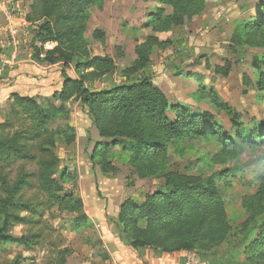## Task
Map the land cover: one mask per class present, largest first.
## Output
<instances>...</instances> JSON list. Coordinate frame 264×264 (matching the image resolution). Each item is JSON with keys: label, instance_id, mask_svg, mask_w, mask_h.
<instances>
[{"label": "rangeland", "instance_id": "rangeland-1", "mask_svg": "<svg viewBox=\"0 0 264 264\" xmlns=\"http://www.w3.org/2000/svg\"><path fill=\"white\" fill-rule=\"evenodd\" d=\"M261 1L204 0L200 15L185 18L182 25L161 33L141 27L157 7L154 0H100L102 8L89 12L85 35L88 57H109L115 63L111 73L94 74L85 80L90 91L107 90L131 81L134 75L123 76L120 72L135 60V47L154 35L167 45L155 49L148 67L136 76L147 77L164 93L170 106H182L192 115L210 114L213 122L232 139L222 143L216 135H210L173 140L167 151L155 160L157 168L164 173L201 179L212 175L220 177L217 185L230 230L223 241L213 237L201 244V249L195 251L199 264H242L247 258L253 263L264 264L263 256L253 257L245 252L248 238L251 241L257 233L253 227L256 228L257 220L264 217V143H246L237 138L236 132L239 122L248 131L264 128V92L254 87L264 68V46L242 49L230 46L235 26L247 21ZM94 30L101 32L99 39L92 38ZM33 31L31 26L20 32L17 62L18 58L31 54ZM256 41L264 45V30ZM12 51L13 48L9 49L7 55ZM74 56H78V50ZM226 63L230 65L227 74L215 73V67L221 68ZM74 65V62L68 67L58 65L48 85L51 90L34 96L38 104L53 103L62 107L50 126L56 133L51 141L54 147L49 148L56 157L54 179L63 190L60 195L72 199L69 205H61L48 198L40 188L38 159L42 155L48 157L39 151L42 148L40 139L28 147L32 159L18 161L11 167L0 162V176L12 183L16 174L23 171L30 182L22 194L27 207L19 208L24 221L10 229L15 237L28 239L29 245H0V264H106L109 258L102 257L104 249L99 237L103 231H118L110 222L103 223V217L99 223V217L93 215L94 209L103 211L107 201L104 180L132 191L141 186L146 195L164 185L161 175L138 177L139 162L132 161L126 140H117L115 145L104 141L108 142V148L96 153L93 145H84L82 134L88 126L92 127L86 108L75 99L58 102L52 98L58 92L54 90L62 88L61 76L57 73L64 71L69 78H76ZM9 112L8 103L0 108V123L8 124L3 136L21 131L29 124L20 114L10 117ZM168 115L173 120L170 112ZM234 115L238 117L235 123L232 121ZM43 145L48 147L49 144ZM121 200L122 197L118 202ZM73 205L77 207L75 212L69 211ZM152 252L155 253L150 260L152 264L184 262V251Z\"/></svg>", "mask_w": 264, "mask_h": 264}, {"label": "trees", "instance_id": "trees-1", "mask_svg": "<svg viewBox=\"0 0 264 264\" xmlns=\"http://www.w3.org/2000/svg\"><path fill=\"white\" fill-rule=\"evenodd\" d=\"M154 1L157 4L156 9L141 26L142 29H149L154 33L168 32L182 25L185 18L191 19L200 15L204 8V0ZM93 8L101 9L102 2L32 0L27 6L26 16L34 30L30 42V57L40 66L68 67L74 62V70L78 76L69 78L62 71V88L52 98L58 102L75 99L86 108L92 127L102 139L94 145L95 153L108 148V142L104 141L115 145L117 140H126V149L131 152L132 161L139 162L138 177H163V187L152 194L148 193L143 203L138 204L131 199L121 203L115 218L120 242L136 251L152 250L164 254L178 251L197 252L201 249V244L213 237L223 241L230 227L217 185L220 177L212 175L201 179L164 173L157 168L155 160L167 151L173 140H192L196 136L210 135H216L222 143L232 139L213 122L210 114L192 115L182 106H170L164 93L154 87L147 77L136 76L148 67L153 51L167 45L154 35L146 37L135 47V60L130 67L120 72L123 76L134 75L131 81L107 90L90 91L85 80L91 75H104L115 70L112 58L88 57L85 50L87 22ZM263 30L264 0L258 3L255 13L247 21L235 26L230 38L231 48L264 46L256 41ZM99 35V30L92 32L94 40L99 39ZM47 43L55 46L45 50L43 46ZM76 50L78 56L75 58ZM84 57L88 59L82 61ZM229 68L230 65L226 63L221 68L215 67L214 71L225 75ZM254 87L257 91L264 92V68L259 72ZM8 106L10 117L20 114L29 124L21 131L3 136V130L8 124L0 123V162L11 167L18 161L32 159L28 147L34 140L40 139L42 148L39 151L48 157L42 155L38 159L41 169L38 184L53 202L69 205L72 198L60 195L63 190L54 179L56 157L49 148L54 147L51 141L56 133L50 126L61 113L62 107L59 108L53 103L41 105L34 97L21 96L18 93L10 94ZM168 112L172 114L173 120L169 118ZM237 119V115L232 117L234 123ZM236 125L237 138L249 144L264 143V128L248 131L240 122ZM45 143L49 144L48 147L43 145ZM100 168L102 170L103 165ZM29 185V177L23 171L16 174L12 183L0 176V245H29L28 239L15 237L10 232L13 226L24 221L19 208L27 207L23 204L22 194ZM74 205L69 211L75 212L77 207ZM254 229L257 233L251 241L248 238L245 252L253 257L264 258V217L257 220ZM242 264L257 263L247 258L246 263L244 261Z\"/></svg>", "mask_w": 264, "mask_h": 264}, {"label": "crops", "instance_id": "crops-1", "mask_svg": "<svg viewBox=\"0 0 264 264\" xmlns=\"http://www.w3.org/2000/svg\"><path fill=\"white\" fill-rule=\"evenodd\" d=\"M31 2L32 0H27L26 5L29 6ZM15 23L16 21L8 20L4 15L0 14V26H7ZM54 46L55 45H52L51 49ZM57 67L58 65L40 66L32 61L30 55L20 57V59L18 58V62L16 61L15 65L12 66L0 79V108L8 103L9 96L12 93H18L21 96L34 97L35 95H42L40 94L41 92L51 90L48 85H51L52 77L53 75L55 76L53 72H55ZM61 73L62 71H59L57 74L58 77L61 76L60 80H63ZM54 91L59 90L56 89ZM79 130V132H81V129ZM84 133L85 134H82V137L85 139L84 145L88 144L94 146L96 143L102 141L99 138L96 129L93 127L88 126L87 130H84ZM108 182L109 181L104 180L102 183V185H104L103 189L107 195L104 210L98 211L97 209H94L93 215H95V218L99 217V223H102L104 219L103 223L110 222V224L115 226V218L117 217L121 203L125 199L130 198L136 203L141 204L144 202L147 192L144 190L142 191L141 186L132 191L130 188L127 189L119 186V184L114 185ZM121 197L122 200L118 202V199ZM117 202L118 205H116ZM112 209H114V211ZM99 239L102 241V247L104 249L102 257L109 258L108 261L113 260L117 264H152L150 260L155 253L151 250L136 251L130 247L122 245L118 233L103 231L102 236H100Z\"/></svg>", "mask_w": 264, "mask_h": 264}, {"label": "built area", "instance_id": "built-area-1", "mask_svg": "<svg viewBox=\"0 0 264 264\" xmlns=\"http://www.w3.org/2000/svg\"><path fill=\"white\" fill-rule=\"evenodd\" d=\"M0 14L8 20L16 21L15 24L0 26V79L7 73L17 60V38L20 32L28 30L31 24L26 20L28 14L26 0H0ZM52 43H47L43 49L50 50ZM13 51L7 55V51ZM183 264H199L197 254L193 251H185ZM106 264H117L115 261H108Z\"/></svg>", "mask_w": 264, "mask_h": 264}]
</instances>
